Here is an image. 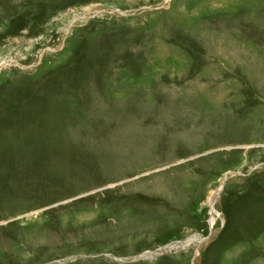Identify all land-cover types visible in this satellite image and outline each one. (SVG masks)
Listing matches in <instances>:
<instances>
[{
    "label": "rangeland",
    "instance_id": "rangeland-1",
    "mask_svg": "<svg viewBox=\"0 0 264 264\" xmlns=\"http://www.w3.org/2000/svg\"><path fill=\"white\" fill-rule=\"evenodd\" d=\"M0 264H264V0H0Z\"/></svg>",
    "mask_w": 264,
    "mask_h": 264
},
{
    "label": "water",
    "instance_id": "water-1",
    "mask_svg": "<svg viewBox=\"0 0 264 264\" xmlns=\"http://www.w3.org/2000/svg\"><path fill=\"white\" fill-rule=\"evenodd\" d=\"M167 246H165V248H166ZM147 254H142V255H139L137 258H141V257H144V256H146Z\"/></svg>",
    "mask_w": 264,
    "mask_h": 264
},
{
    "label": "bare ground",
    "instance_id": "bare-ground-1",
    "mask_svg": "<svg viewBox=\"0 0 264 264\" xmlns=\"http://www.w3.org/2000/svg\"><path fill=\"white\" fill-rule=\"evenodd\" d=\"M214 198H215V196H214ZM214 200H212V202H213Z\"/></svg>",
    "mask_w": 264,
    "mask_h": 264
}]
</instances>
